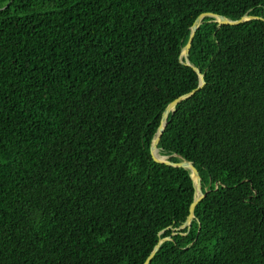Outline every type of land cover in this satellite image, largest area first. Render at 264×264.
Instances as JSON below:
<instances>
[{"label": "trees", "instance_id": "16d2710c", "mask_svg": "<svg viewBox=\"0 0 264 264\" xmlns=\"http://www.w3.org/2000/svg\"><path fill=\"white\" fill-rule=\"evenodd\" d=\"M205 196L189 227L190 170ZM183 59V57H181ZM179 155V156H178ZM264 264V0H0V264Z\"/></svg>", "mask_w": 264, "mask_h": 264}, {"label": "water", "instance_id": "95a60500", "mask_svg": "<svg viewBox=\"0 0 264 264\" xmlns=\"http://www.w3.org/2000/svg\"><path fill=\"white\" fill-rule=\"evenodd\" d=\"M205 16H213V17H215V20L217 22V28H219L221 25H236V24L242 23V22H244L246 20L253 19V18L262 19V17H260V16H253V15H251L249 13H245L240 18L234 19V20L229 19V18H227L224 15L214 14V13H211V12L200 13L196 17L194 22L192 23L189 38H188L186 44L182 47L181 54H180V62L185 64V65L191 66L194 69V71H196L198 73L199 84H198V86L196 88H194L190 92L182 94V95L176 97L175 99H173L171 102H169L167 104V106L165 107V109L163 110V112L161 114L159 125L157 127L155 135H154V137H153V139L151 141V144H150V154H151L152 159L155 162L164 163V164L172 165V166H181V167H184V168H187V169L190 170V176H191V178L193 180V186H194V197H193V200L191 201V203L189 205L188 216H187L186 220L183 222V224L181 225L180 228L185 227V226H187V227L190 226L191 221H192V219L194 217L195 206L198 203V201L201 200L205 196L206 191L202 190L201 177L199 175L198 169L193 165V163L191 161H189L187 158L179 156V155L178 156L181 158V161L175 162V161L168 160V158H169L168 156H164V155H160L159 154V152H158V143H159L161 135H162V133L164 131L168 113L170 111L174 110V107L176 106L177 103H179L181 100H183V99L187 98L188 96H190L191 94H193L198 88L202 87L205 84L203 73H201L200 70L196 66L191 65L189 60H188L189 49L191 47V43H192L195 31L198 28V26L201 24V22H202V20H203V18ZM181 57H183V59ZM160 156L167 157V158L166 159H162ZM166 239H169V237H163V238H160L158 240V242L153 247V249L150 252V254L147 256V258L143 262V264H149V262L151 261L153 255L155 254V252L158 250L160 245Z\"/></svg>", "mask_w": 264, "mask_h": 264}, {"label": "bare ground", "instance_id": "6f19581e", "mask_svg": "<svg viewBox=\"0 0 264 264\" xmlns=\"http://www.w3.org/2000/svg\"><path fill=\"white\" fill-rule=\"evenodd\" d=\"M162 159H166L167 157H162V156H160Z\"/></svg>", "mask_w": 264, "mask_h": 264}, {"label": "clouds", "instance_id": "9594fccd", "mask_svg": "<svg viewBox=\"0 0 264 264\" xmlns=\"http://www.w3.org/2000/svg\"><path fill=\"white\" fill-rule=\"evenodd\" d=\"M165 156V155H164ZM169 157V156H168Z\"/></svg>", "mask_w": 264, "mask_h": 264}]
</instances>
